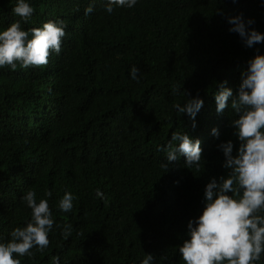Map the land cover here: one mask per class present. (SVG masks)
<instances>
[{
    "label": "trees",
    "instance_id": "1",
    "mask_svg": "<svg viewBox=\"0 0 264 264\" xmlns=\"http://www.w3.org/2000/svg\"><path fill=\"white\" fill-rule=\"evenodd\" d=\"M29 2L34 11L22 29L61 19L66 34L47 64L0 68V240L30 219L21 197L31 189L72 232L63 238L54 223L47 248H33L21 264H52L53 256L60 264H139L144 253L153 264H183L177 247L187 220L200 214L209 178L226 174L217 145L232 139L233 154L238 146L235 114L215 111L216 85L227 81L235 95L246 61L264 54V42L245 47L224 17L242 13L264 33L261 0H137L111 15L105 0L88 15L90 0ZM14 3L0 0V29L20 20ZM132 65L138 82L129 79ZM183 92L203 100L195 128L172 107ZM174 131L199 139V171L183 156L167 171L160 166L158 147ZM64 191L74 196L67 213L57 207Z\"/></svg>",
    "mask_w": 264,
    "mask_h": 264
},
{
    "label": "clouds",
    "instance_id": "2",
    "mask_svg": "<svg viewBox=\"0 0 264 264\" xmlns=\"http://www.w3.org/2000/svg\"><path fill=\"white\" fill-rule=\"evenodd\" d=\"M95 0H90L84 14L93 11ZM137 0H105L103 10L111 15L114 8L132 9ZM264 6V0H261ZM34 9L29 0H15L11 12L20 17L6 28L0 29V68L7 65L11 70L48 63L50 54L59 55L66 25L61 19H49L40 27L22 29L21 21L27 22ZM220 14V13H218ZM230 25L228 31L236 33L242 44L252 48L264 42V33L252 28L254 20L242 13L224 17ZM139 69L129 68V79L139 80ZM220 81L213 94L215 111L219 114L230 108L236 118L230 121L232 136L238 141L233 154V140L217 145L222 153L221 167L226 174L210 177L203 187L202 209L195 218L186 223L185 239L177 247L183 264H259L264 254V54H255L246 61V68L240 72V84L233 90ZM181 87H173V92ZM183 103L173 104L175 112L185 114L195 128V116L203 105L199 96L186 98ZM213 137L219 135L213 127ZM165 153L161 167L168 169L169 162L180 156L186 168L201 169V148L199 139H192L185 132H172L166 144L158 147ZM50 191L44 197H50ZM95 196L104 200V193L95 190ZM74 196L64 191L57 202L62 212L73 208ZM22 203L30 209V219L24 226L13 227L9 238L0 240V264H21L19 257L34 255L49 244L48 235L53 230L54 219L46 198L37 199L36 193L28 189L21 197ZM63 238L71 235L72 226L55 223ZM52 264H60L59 257L51 258ZM154 255L144 253L139 264H153Z\"/></svg>",
    "mask_w": 264,
    "mask_h": 264
}]
</instances>
